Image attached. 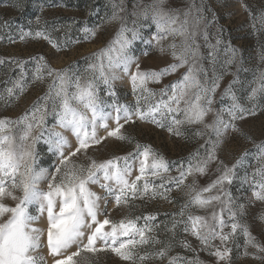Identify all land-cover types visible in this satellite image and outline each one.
I'll return each instance as SVG.
<instances>
[{"label":"rangeland","instance_id":"rangeland-1","mask_svg":"<svg viewBox=\"0 0 264 264\" xmlns=\"http://www.w3.org/2000/svg\"><path fill=\"white\" fill-rule=\"evenodd\" d=\"M115 2L119 4L120 0ZM112 3L113 0H0V119L17 121L40 97L46 94L48 85L52 83L54 77L47 76L45 70V79L35 82L33 80L37 67L45 61L50 68L57 71L74 65L73 72L85 76L92 75L86 57L107 46L120 27V21L106 22L113 12ZM149 3L151 0H124V11L120 12V16L125 18L126 26L137 27L139 31L140 38L133 41L128 49V53L135 58L129 69L131 73H135L137 62L141 71L156 72L168 68L171 64L179 63L178 60L173 59L172 49L168 47L173 42V37L168 36L158 45L153 39L157 34V27L151 18H138L131 14L135 4L143 7ZM193 3L197 8H203L202 15L205 17L200 26L202 31L197 35V43L204 57L199 61L198 66L203 70L197 73V78L201 84H211L215 77H221L219 87L211 97L212 111L204 117L202 123H184L177 126L173 124V120L184 119L183 109L186 105L182 101L180 111L168 112L162 108L155 113L156 119L164 127L142 121L136 115H133L132 120L127 123L121 119L120 123L123 124L121 132L129 137L131 142L108 137L101 144L88 148L86 155L78 153L77 156L72 157V160L76 164L87 165L90 162L89 158L103 162L113 157L128 156L129 153L137 152L136 145L139 143L141 146H150L168 162V172H162L159 176H152L151 170H148V175L145 177L150 182L148 193L142 198L129 200L127 204L122 203L117 206L114 196L108 194L98 184L88 185L91 191L104 198L100 202L102 214L98 216L99 220L108 218L118 223L126 217L130 219L140 217L135 221L136 226L145 227L147 224L152 231L146 232V236L160 241V243L149 242L137 246L134 251L140 255L148 253L150 258L143 262L137 260L136 264H169L172 257L178 258L176 264H188V261L197 259L201 264H264V252L247 244V238L240 228L224 244H221L219 239L211 240L213 247L209 248L201 245L190 232L184 231L185 221L188 222L189 227L191 226V222L188 221L189 213L204 217L208 224L214 226L218 222L211 217L212 213L216 212L229 225L223 231L230 233L232 223L229 219L230 207L236 212V221L248 226L251 236L255 238L254 243L264 248V222L259 219L260 216H264V201L257 200L253 195L254 190H258L254 181L261 180V174L257 172V169L264 167V161L258 159L260 146H264V92H257L256 96L252 97V90L258 87L257 77L264 73V58H262L264 57V0H167L164 6L182 10L181 18H183V10L191 7ZM133 21H136L135 25ZM85 29L95 30L96 35L91 36V33L85 32ZM36 32L44 35L36 36ZM204 32L207 33V40L204 39ZM24 33L29 35L24 36ZM127 35L131 38L130 32ZM218 38L222 43L217 48L216 60L213 64L209 56L211 51L209 45H216ZM49 39L58 47L49 43ZM175 42L179 44L180 37H176ZM229 46L236 49L238 53L232 64H226L231 56V52L228 51ZM161 47L164 48L163 52L160 50ZM40 57H43L44 61H41ZM187 71L188 65H185L161 77L159 83L149 81L146 87L155 95L148 100L141 98L140 109L147 112L150 106L161 100L167 101L168 96L171 95V89L169 88L168 95L162 96L161 91L166 86L181 80ZM116 72L120 79L113 85L115 96L107 94V86L103 83H100L98 88L101 106L105 112L112 113V117L107 120L108 129L97 127L96 133L100 137L107 136V131L116 127L115 112L110 105H126L129 111L134 113L137 96L141 95L139 89L134 95L128 75L121 69H116ZM17 80L24 88L22 95L20 89L15 87ZM229 85H231V93L236 97V102L245 109L243 113L237 111V115H243V119L233 120L229 115L233 100L231 95H224ZM9 88H13L12 96H9L7 92ZM69 90L74 91V89ZM196 91L195 88L191 89L185 99H192ZM143 95L148 94L143 93ZM17 96L18 99H16ZM51 104L52 102L49 101V115L45 120L44 135L35 145L33 167L36 171L45 169L49 174H54L60 158L57 150L45 142L49 138L48 130L60 132L66 138L68 144L63 149L65 155L77 147V139L70 127L62 128L57 125L56 116L51 112ZM172 107L175 108L176 105L172 104ZM252 109L255 110V114H250L249 110ZM88 116L90 119V112ZM217 116L224 123L234 124L237 130L229 128L223 131L220 137L223 143L216 150V159L208 165L204 174L194 172L189 175L184 185L178 190L171 182L173 178L179 177L178 169L181 167L187 169L190 164L195 167L202 158L206 157L207 151L211 150L212 143L216 141L215 131L205 128L204 125L213 124ZM170 126L174 129L178 128L181 135L177 136L169 132ZM22 127L23 125H13V132H17ZM88 131H91L90 126ZM197 132L202 135H196ZM33 134L39 135L40 130L36 129ZM197 152H199L198 156ZM241 156L243 160L235 168V177L231 184L225 181L211 193H203V197L218 193L221 201H213L205 208L190 206L185 209L184 216L179 215L181 207L190 198L188 186L194 185L197 191L207 187L222 174L224 166L231 168ZM129 162L133 163L131 158ZM123 163L118 161L121 166ZM139 174V159H137L133 163L129 181H134ZM101 183L104 181L101 180ZM144 183V179L137 181L141 192ZM161 184L163 187H160ZM40 186L47 191V181L42 182ZM113 188L118 192L114 183ZM166 189L171 191L165 193ZM153 191L157 193L155 198H151ZM160 193H165L168 199L162 198ZM17 195L22 194L17 192ZM169 200L172 202L170 203ZM3 202L11 207L17 203L10 198H5ZM239 205L244 206L242 210ZM28 211L32 215L40 216L36 205H30ZM147 216H153L154 219L146 222L144 217ZM8 218L9 214L0 217V223ZM32 226L45 229V235L41 237V245L33 255L43 257V264H53V257L49 254L47 247L46 213L40 216V219ZM110 230V226L104 229V231ZM217 231H219L218 228ZM90 232L91 230L85 229V236L82 238L84 244L87 243ZM128 238L121 236L119 239L126 241ZM136 239L139 237L137 236ZM181 241L187 242L190 248L182 246ZM166 245H170V250L165 257L151 256ZM96 246L103 247V242L97 240ZM225 246L231 249L228 259L218 261L215 256L209 254L215 250V247L223 249ZM77 247L78 245L72 246L57 258L70 255L77 250ZM245 252L248 254L245 255ZM75 259L79 264H132L131 261L120 259L110 249L96 253L84 252Z\"/></svg>","mask_w":264,"mask_h":264},{"label":"snow or ice","instance_id":"snow-or-ice-1","mask_svg":"<svg viewBox=\"0 0 264 264\" xmlns=\"http://www.w3.org/2000/svg\"><path fill=\"white\" fill-rule=\"evenodd\" d=\"M166 3L167 0H151V3L145 4L143 7L140 4H135L131 14L138 18H151L157 27V34L153 39L156 40L158 45L161 40L166 39L168 36L173 37V42L168 47L172 49L171 55L173 59L178 60L179 63L171 64L168 68L156 72L141 71L137 62L135 64V73H131L129 69L135 58L128 53V49L133 41L140 38L139 31L137 27L128 28L124 22L125 18L120 16V12L124 11V0H120L119 4L113 0V12L106 22L120 21V27L107 46L99 52L86 57V60L89 61L88 68L91 70L92 75L85 76L73 72L74 65L57 71L50 68L45 61L37 67L33 80L35 82L45 79V70L47 76L54 77L52 83L48 85L46 94L40 97L33 107L26 111L17 121L0 119V217L9 214V218L0 223V264H43V257L35 256L33 253L40 247L41 237L45 235V229L33 227L32 225L45 213L47 247L49 254L53 257V264H79L75 258L81 256L82 253H96L109 249L120 259L136 264L137 260L143 262L150 258L148 253L140 255L134 251L137 246L148 244L149 242L160 243L154 237L146 236V232L152 231L147 224L145 227L136 226L135 221L140 219V217L135 219L126 217L118 223L108 218L102 221L99 220L98 216L102 214L100 202L104 198L91 191L88 185L98 184L100 188L114 196L117 206L122 203L127 204L131 199L142 198L143 195L148 193L150 187V182L145 179L146 175H148V170H151L150 174L152 176H159L162 172L166 173L169 170L168 162L162 155L148 145L141 146L137 143L136 153H129L128 156L123 157H113L103 162H97L95 159L89 158L90 162L87 165L76 164L72 157L77 156L78 153L86 155L88 148L101 144L108 137L131 142V139L121 132L123 124L120 123V120L123 119L127 123L132 120L133 115L138 116L142 121L155 123L158 127H164L156 119L155 113L161 111L162 108L168 112L180 111L182 101L186 105L183 109L184 119L173 120L174 125L202 123L204 117L212 111L211 105L213 101L211 97L219 87L221 77H215L211 84H201L197 78V73L203 70L202 67L198 66L199 61L204 57L200 51V45L197 43V35L202 31L200 26L205 19L202 15L203 8H197L193 3L191 7L183 10V18H181L182 10L165 8L164 5ZM133 24L135 25L136 21H133ZM205 27L207 26L205 25ZM85 32H90L93 37L96 35L95 30L85 29ZM129 32L131 33V38L127 35ZM23 35L27 36L29 33H24ZM35 35L42 36L44 34L36 32ZM176 37H180L179 44L175 42ZM45 38L48 39L47 36ZM204 39L207 40L206 32H204ZM49 43H52L54 47H58L50 39ZM221 43L222 41L218 38L216 45H209L211 49L209 56L213 64H215L217 48ZM160 50L163 52L164 48L161 47ZM228 51L231 52V56L226 61V64H232L235 62L238 53L236 49L230 46ZM39 59L44 61L43 57ZM185 65H188V71L181 80L166 86L161 91L163 96L168 95V90L169 88L171 89V95L168 96V100H161L157 104L150 106L147 112L142 111L140 109V99L148 100L149 97L155 95L146 87V84L149 81L159 83L161 77L171 74ZM116 69H121L123 73L130 77L134 95L138 89L141 95L137 96V106L134 113L130 112L126 105H110L115 112L116 127L108 130L107 136L100 137L97 136L96 129L97 127L108 129L107 120L112 117V113L105 112L101 106L98 88L99 84L103 83L107 86V94L115 96L113 85L116 80L120 79ZM257 85L258 87L252 90V97H255L257 92H264V73L257 77ZM15 87L20 89V94L22 95L24 88L19 80L16 81ZM193 88L197 89V91L193 94L192 99H185ZM69 89H74V91ZM7 92L9 96H12L13 88L7 89ZM143 93L148 95L144 96ZM224 95L232 96L233 105L229 109V115L232 119H243V115L238 116L237 111L243 113L245 109L236 102L235 95L231 93V85L225 90ZM18 98L17 96L16 99ZM49 101L52 102L51 112L56 116L57 125L62 128L70 127L77 139V147L65 155L63 149L68 144L66 138L60 132H56L53 129L48 130L49 138L45 142L57 150L60 158L54 174H49L45 169L36 171L33 167L35 145L45 132V120L49 115ZM172 104H175L176 107L173 108ZM89 112L91 113L90 119L88 116ZM249 112L250 114H255L254 109L249 110ZM13 125H23V127L14 133ZM89 126L91 131H88ZM204 127L213 129L217 139L212 143L211 150L207 151L206 157L202 158L195 167L190 164L187 169L183 167L178 169L179 177L173 178L171 181L178 190L184 185L189 175L194 172L204 174L208 165L216 159V150L223 143L220 139L223 131L229 128L237 130L234 124H231V122L224 123L219 116H217L213 124H205ZM36 129L40 130L39 135L33 134ZM168 131L177 136L181 135L178 128L174 129L170 126ZM196 135H202V133L197 132ZM196 155L198 156L199 152ZM130 158L133 163L139 159L140 173L131 182L128 179L133 168V163L129 162ZM258 159L264 161V146H260V157ZM242 160L243 156L237 159L236 164L231 168L224 166L222 174L207 187L197 191L194 185L188 186L190 198L181 207L179 215L184 216L185 209L190 206L205 208L210 206L213 201H221L218 193L208 197H203V193H211L213 189H218V186H222L225 181L231 184L235 177L234 170ZM118 161H123V165L118 164ZM220 163L223 165L222 161ZM257 172L261 174V180L259 182L254 181L258 190H254L253 195L257 200L264 201V167L258 168ZM142 179L145 180V183L141 192L137 181ZM101 180L104 183H101ZM44 181H47V191L40 186ZM113 183L117 186L118 192L113 188ZM160 187H163V184ZM170 191L171 189H166L165 193ZM17 192L22 195H17ZM165 193H160V196L168 199ZM192 193H195V195H191ZM156 195L157 193L153 191L151 198H155ZM5 198H10L17 203L14 207L8 206L3 202ZM169 202L171 203L172 201L169 200ZM229 204H231L230 199ZM30 205L37 206L40 216L29 213L28 208ZM243 207V205H239L241 210ZM144 219L147 222L154 219V217L147 216ZM211 219L218 223L214 226L210 225L204 217L189 213L188 221L191 222V226L189 227L188 222L185 221L184 231L190 232L191 235L200 241L201 245L209 248L213 247L211 240L219 239L221 244H224L240 228L247 238V244H251L259 251L264 252V248L254 243L255 238L251 236L248 226L241 225L236 221V212L232 211L230 207L229 219L232 221L230 233L223 231L229 225L216 212L212 213ZM259 219L264 222V216H260ZM94 225L95 227L93 228ZM106 226H110L111 230L104 231ZM174 227L175 223L173 224ZM217 228L219 231H217ZM85 229L91 230L87 236L86 244L82 241L85 236ZM121 236L129 238L126 241L120 240ZM137 236L139 239H136ZM97 240L103 242V247L98 248L96 246ZM181 244L186 248H190V245L185 241H181ZM74 245H78L75 252L62 258H57L61 257L62 252ZM169 250L170 245H166L160 251L151 254V256L163 258ZM230 252L231 249L225 246L223 249L215 247V250L209 254L220 261L228 259ZM247 254L245 252V255ZM254 258L259 259L260 257ZM177 259V257H172L169 264H176ZM188 264H201V262L197 259L188 261Z\"/></svg>","mask_w":264,"mask_h":264}]
</instances>
